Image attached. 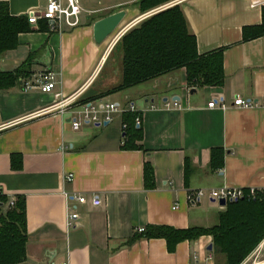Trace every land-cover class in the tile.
Listing matches in <instances>:
<instances>
[{"label":"crops","instance_id":"1","mask_svg":"<svg viewBox=\"0 0 264 264\" xmlns=\"http://www.w3.org/2000/svg\"><path fill=\"white\" fill-rule=\"evenodd\" d=\"M138 1L81 0V7L92 13H83L77 28L55 32L48 25L46 31L30 26V32L18 35V46L0 57V72L15 71L32 58L31 73L46 68L56 81L49 94L24 91L22 81L0 91V197L6 200L0 206L5 212L10 200L23 199L25 207V258L17 264H223L212 248L207 250L212 245L208 236L178 243L172 251L163 239H132L147 226L184 230L216 225L224 209L207 198L189 204L190 191H264V36L243 42L241 32L262 23L264 0L178 3L200 55L224 48V83L193 89L180 69L103 97L123 114L139 118L141 138L134 148L125 146L123 114H115L104 133L91 125L75 131L69 118L56 111L31 117L61 99L76 96L79 104L120 83V61L117 70L114 65L101 75L116 34L96 44L92 27L125 10L121 28L128 32L149 11L175 0L145 12ZM4 5L19 18L45 9L46 0H0ZM174 97L180 110L171 106ZM217 97L227 108L209 110L210 99ZM238 97L258 106L235 108ZM214 150L221 151V168L211 162ZM14 156L20 158V169L12 168ZM146 162L153 167L152 190L144 187ZM69 174L72 179L66 182ZM82 196L86 202L79 204ZM97 197L96 207L92 200ZM72 212L78 218L69 226ZM241 264H264V240Z\"/></svg>","mask_w":264,"mask_h":264},{"label":"trees","instance_id":"2","mask_svg":"<svg viewBox=\"0 0 264 264\" xmlns=\"http://www.w3.org/2000/svg\"><path fill=\"white\" fill-rule=\"evenodd\" d=\"M169 0H139L137 6L141 12L158 7ZM262 23L258 26L243 27L242 41L248 42L264 36V12ZM47 23L39 22V30L46 31ZM26 17H12L6 6L0 7V57L8 50L18 46V35L30 32ZM121 50L120 83L97 96L81 100L87 103L108 96L110 93L136 87L139 84L157 79L166 73L184 69L186 83L190 88L221 87L224 83L223 49L200 55L196 48V38L189 33L181 8L173 7L150 16L139 25L123 34L119 42ZM32 58L25 60L12 72H0V91H7L19 84L22 79L31 76ZM135 115L123 114L126 125V147L134 148L140 140L139 128L135 127ZM220 150H214L211 156L213 164ZM18 159V164L14 160ZM20 158H12V168L20 169ZM144 187L154 189L153 167L144 163ZM1 205L6 203L0 197ZM218 214L217 224L211 228H187L178 230L168 226H147L136 234L132 241L163 239L167 250L172 251L178 243L196 241L208 236L212 239L213 253L222 259L223 264H241L257 245L264 240V191L255 198H243L228 203ZM24 200L17 199L5 212L0 206V264H17L24 260L26 235Z\"/></svg>","mask_w":264,"mask_h":264},{"label":"built area","instance_id":"3","mask_svg":"<svg viewBox=\"0 0 264 264\" xmlns=\"http://www.w3.org/2000/svg\"><path fill=\"white\" fill-rule=\"evenodd\" d=\"M181 0H175L168 2L167 4H163V6L158 7L149 11L146 15H144L140 20L149 18L157 13L163 12L166 9L173 8L178 6V3ZM43 10H31L27 12L25 15L27 23L30 26L39 25V22H45L49 26L51 31L61 32L63 27L66 26L69 29L77 28L80 25V18L83 13H87L91 15V12H86L83 7H81V0H46V5ZM139 20V21H140ZM127 31V28H124L120 34H116L113 42L114 44L121 38L124 32ZM22 86L24 91L28 90H36L38 89L41 93L49 94L56 85L55 75L48 71L46 68L39 69L32 73L29 78L22 79ZM20 81V82H21ZM60 98V95L56 96ZM78 97L71 96L69 98L61 99L46 109L41 111H37L31 117L36 118V116L43 115L45 113L56 111L60 116H67L69 118V123L72 126V129L77 131L80 129L82 125H92V126H102L104 124H109L114 119L115 114H123L118 105L106 102L102 98L95 99L94 101L87 103H79L77 104ZM232 105L235 108L241 109H253L257 107L258 104L256 102L246 101L240 97L235 98L232 102ZM167 107H169L166 104ZM165 106V107H166ZM171 106L173 108L180 110L181 106L176 101H172ZM264 107V106H263ZM130 112H134V107H129ZM207 108L210 109H220L224 110L227 108L223 99L221 97L210 99L207 104ZM135 127L138 128L140 125L139 118L134 120ZM126 129V125H123V130ZM72 175H67L65 181H71ZM259 191L252 188L247 189H235L230 187H220V188H212V189H198L196 191H190L187 195V200L189 204L195 205L200 199L207 198L211 203H215L219 206V201L223 200L225 203V208L228 203H233L240 201L243 198H255L256 194ZM77 201L79 204L85 203L86 198L84 196L78 197ZM100 204V200L94 198L92 200V205L96 206ZM14 205V200H10L8 203V208ZM175 209L178 207L174 206ZM222 208V207H221ZM222 208V209H225ZM78 215L75 212H72L68 217V225L74 226ZM144 229L141 228L138 230L141 233ZM65 264V263H61Z\"/></svg>","mask_w":264,"mask_h":264},{"label":"water","instance_id":"4","mask_svg":"<svg viewBox=\"0 0 264 264\" xmlns=\"http://www.w3.org/2000/svg\"><path fill=\"white\" fill-rule=\"evenodd\" d=\"M125 16H126V11L120 10L116 13L107 15L105 18H102V19L95 21V23L93 24V27H92V36L94 38L95 43L96 44H102L109 37H111V35L120 34L121 31L124 29V28L123 29L121 28V24L123 23V19L125 18ZM120 28H121V30L119 31ZM120 40H121V38L119 40H117V42L114 44L115 47L118 48V50H119ZM120 53H121V50H120ZM114 65L117 66L116 62ZM191 91H192L191 94H193L195 92L193 90H191ZM178 99L179 98L174 97L173 101H177ZM165 101H166V99H165ZM107 125L108 124H104L103 126H107ZM219 206L222 208H225V203L223 200L219 201ZM211 248H212V245H209L207 247V250L212 251Z\"/></svg>","mask_w":264,"mask_h":264},{"label":"rangeland","instance_id":"5","mask_svg":"<svg viewBox=\"0 0 264 264\" xmlns=\"http://www.w3.org/2000/svg\"><path fill=\"white\" fill-rule=\"evenodd\" d=\"M123 7H126V8H129V7H131L130 5H128V4H126V5H123ZM137 25H139V23L137 24ZM136 25V26H137ZM119 58V59H118ZM119 61H121V53H120V50H118V48L117 47H114V49H113V53L111 54V56L109 57V59H108V61H107V64H106V67H105V69H104V71H103V73L101 74V75H105L104 73H106L107 72V70H110L112 67H114V64H115V62H116V64H118V62ZM120 65V64H119ZM119 67L118 66H115L114 67V69L116 70V69H118ZM138 88V87H137ZM133 91H135V90H133ZM113 117H115V119H116V115H114ZM92 126V125H91ZM110 126V125H109ZM110 127H105V126H99L97 129V131L99 132V133H104V131L105 130H107V129H109ZM214 206H216V205H214ZM217 208H218V206H216ZM219 209V208H218ZM213 222H216V221H213ZM212 222V223H213ZM216 224V223H215Z\"/></svg>","mask_w":264,"mask_h":264}]
</instances>
